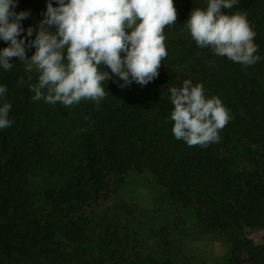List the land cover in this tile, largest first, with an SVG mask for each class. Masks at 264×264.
<instances>
[{"label":"trees","instance_id":"obj_1","mask_svg":"<svg viewBox=\"0 0 264 264\" xmlns=\"http://www.w3.org/2000/svg\"><path fill=\"white\" fill-rule=\"evenodd\" d=\"M173 2L177 21L164 30L168 55L158 77L121 88L123 81L112 76L99 110L91 101L72 107L32 101L28 85L37 73H27L18 58H11L10 71L0 67L14 121L0 129V264H179L166 229L156 254L127 255L122 220L131 213L110 199L129 172L145 170L169 197L194 209L200 226L223 235L229 264H264V243L249 239L264 231V0H239L222 10L247 12L261 56L252 66L198 48L183 29L206 0ZM15 3V13H30L19 38L34 39L48 0ZM7 46L0 40V49ZM34 51L26 47L27 57ZM186 79L219 96L233 117L207 148L189 147L172 133L169 89ZM37 172L50 182L40 204L32 188Z\"/></svg>","mask_w":264,"mask_h":264},{"label":"clouds","instance_id":"obj_2","mask_svg":"<svg viewBox=\"0 0 264 264\" xmlns=\"http://www.w3.org/2000/svg\"><path fill=\"white\" fill-rule=\"evenodd\" d=\"M238 2L206 0V7L193 9L182 27L198 48L252 66L261 56L257 55L256 32L247 12L222 11ZM55 4L48 0L35 38L26 41L19 38L24 32L20 22L30 13L17 14L13 11L15 0H0V40L8 45L0 49V67L10 71L14 67L11 58H18L27 73H37L36 82L28 85L32 101L64 107L91 101L99 110L109 95L104 84L112 76L123 81L121 88L133 82L146 86L158 77L168 55L164 30L177 21L173 0H55ZM32 35L33 28L29 27L27 37ZM26 47L35 49L30 58ZM208 66H215L214 61ZM28 79L32 80L31 75ZM169 92L174 138L189 147L207 148L218 143L221 131L233 118L222 99L207 96L204 85H194L190 79ZM6 93L7 87L0 85V129L14 123L9 118L12 105L6 101Z\"/></svg>","mask_w":264,"mask_h":264},{"label":"rangeland","instance_id":"obj_3","mask_svg":"<svg viewBox=\"0 0 264 264\" xmlns=\"http://www.w3.org/2000/svg\"><path fill=\"white\" fill-rule=\"evenodd\" d=\"M49 185L42 172L33 175L38 204ZM110 204L124 205L131 213L122 220L129 257L156 254L158 235L166 229L171 252L179 264H229V248L223 235L200 226L194 209L169 197L147 170L129 172ZM249 239L255 245L264 243V231H252Z\"/></svg>","mask_w":264,"mask_h":264}]
</instances>
